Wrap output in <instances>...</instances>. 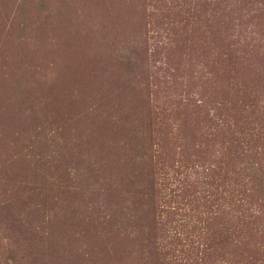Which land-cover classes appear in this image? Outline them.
<instances>
[{
	"label": "rangeland",
	"instance_id": "rangeland-1",
	"mask_svg": "<svg viewBox=\"0 0 264 264\" xmlns=\"http://www.w3.org/2000/svg\"><path fill=\"white\" fill-rule=\"evenodd\" d=\"M0 264H264V0H0Z\"/></svg>",
	"mask_w": 264,
	"mask_h": 264
}]
</instances>
